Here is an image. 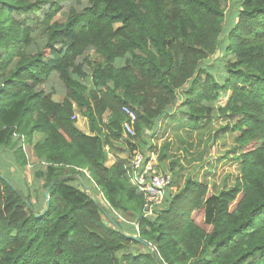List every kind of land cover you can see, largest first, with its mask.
I'll return each mask as SVG.
<instances>
[{
	"label": "trees",
	"instance_id": "16d2710c",
	"mask_svg": "<svg viewBox=\"0 0 264 264\" xmlns=\"http://www.w3.org/2000/svg\"><path fill=\"white\" fill-rule=\"evenodd\" d=\"M230 2L0 0V148L13 149L24 170L21 144L31 146L32 176L42 182L31 203L0 172V264H264V0L235 3L234 24L221 35ZM214 66L224 73L218 80L207 69ZM178 98L186 111H173ZM123 107L136 116L131 152L161 126L188 147L182 137L193 134L211 147L233 140L214 162L196 164L154 219L141 217L125 163L106 166L105 148L124 138ZM219 163L234 171L211 190ZM166 166L174 173L178 162ZM82 171L110 210L137 224L122 230L150 248L114 230Z\"/></svg>",
	"mask_w": 264,
	"mask_h": 264
},
{
	"label": "rangeland",
	"instance_id": "374dc122",
	"mask_svg": "<svg viewBox=\"0 0 264 264\" xmlns=\"http://www.w3.org/2000/svg\"><path fill=\"white\" fill-rule=\"evenodd\" d=\"M239 1L240 0H231V2L228 4V7L226 8V12H225V21L223 23L224 31L222 32L221 35H225L230 30V27L234 24L233 18H234L235 9H233V8L231 9V7L234 6L235 3L239 2ZM220 52L221 51L219 49V51L217 52L218 54H216V56L213 57L210 60V62L214 61L217 57H219ZM227 63L228 62L225 61L222 64L224 66V64H227ZM207 69H208V72L214 77L215 80H218L219 78H222L224 76V73H222L221 70L217 66L207 68ZM86 85L90 86V82L87 81ZM224 95L225 94H222V97L218 101V105L222 106L225 104L226 98ZM179 99L180 98H178V101H177L175 107H173L172 109H173V111L179 109L180 111L183 110V112H184V111H186V108H183L179 105V102H180ZM53 100L56 102H59L62 99L59 97H53ZM75 115L77 116V118L75 119L76 127L78 128L79 124H81L80 127L83 130H85L84 131L85 133H87L88 128L86 127V120L84 118H82L80 115H78L77 112L75 113ZM212 126H213V124H212ZM217 127H218V125L215 126V129H217ZM171 131H172V129L170 130L168 128L167 130H165L164 128H162V126L158 130V127H157L155 132H154V135H152V136L150 135L152 139L149 137V135H147V137H144V141L147 142V145L143 149H140V148L135 149L136 151L138 150V152L149 150L150 152H154L155 154H157V162H158L159 168L162 171L169 172L171 177H172V181H173L172 186L170 187V189L167 190V193L170 196L174 195L178 191V189H180L182 187L184 179L188 176V172L196 164L201 163L206 159H212V161L214 162L215 161L214 158L223 155L226 152L225 150L231 146L232 141H233L231 137H226L225 138V141H226L225 146H222L221 144H214L211 147V145L209 146V144H210L209 140H207V141L202 140L201 143H197V140L199 138L197 135L193 134L191 139H188L186 137H182V139L184 141L188 140L192 143L191 147H188V146H184L183 143L177 142V139L175 138L174 133H172ZM179 132H180L179 134L182 136L184 133V130L181 129ZM211 134H212V131L209 134L210 137H211ZM236 135L237 134H234V136H236ZM127 138H131V137L126 136L124 134V138L122 140H119L118 142L113 144V146H114L113 149H108L107 147H106L107 149L105 148V153H106V156L108 158V161L114 160V157H115L118 159H123L126 161L127 165L129 164V160L132 156L133 151L131 152V148H130L131 146L129 147L127 145V142H126L128 140ZM203 138H206V137H203ZM39 139H40L39 136L35 135L33 138V143L37 142ZM151 145H152V147H151ZM164 145H169V148H168L169 151L167 153L168 159H165V161H163V163L160 164L158 161V155L160 154L161 149ZM21 147H22V151L25 154V157L28 161V166L25 167L24 170L18 169L16 166H14V164L12 162V151H13V149L0 148V172H1L2 177L5 178V176L7 177V175H8L12 178V180H15L13 182L14 185L17 187L20 186V188L24 192V194L29 195L31 203H34V201H36V199H37V196H39V194H41V192H42V189H41L42 182L41 181H35L33 179V176H32L34 166L37 164L36 159H35L34 154H33L32 147L29 145H25V144H21ZM148 147H151V148L149 149ZM187 148H189V149H187ZM206 148L208 149V151L205 150ZM182 149H187V151H188L187 157L184 154ZM176 161L178 162V167L176 168V170L174 172L175 174H174V173L169 171V168L166 165L169 164V162H176ZM187 161H189V163H187ZM8 166H9V168L11 166L10 170H8ZM162 167H165V170H163ZM179 167H183V169L180 171L181 173L178 172ZM233 171H234V167L232 165H223L222 163H219L215 167V169L213 170L214 174L212 176L208 177V179H207V183H208L210 189L213 190L212 186L214 184L216 185V188H218V185L223 180V178L227 174L232 173ZM173 174L176 177H174ZM85 177H86V175H85ZM89 180H90V178L86 177V179L82 182L83 187H87L86 189H88V190L91 189L94 196L97 198L99 204L102 207H104V209L108 210L109 208H108L107 203L102 198L101 194L95 189V186H93V184L91 183V180L90 181ZM74 185L77 188L79 187V185H77V184H74ZM26 188L29 191L28 193H27ZM94 189L98 193L95 192ZM110 211H111L112 215H114V217L116 218V221L118 222L119 225L124 226L126 229H129V230L134 229V231L137 232L135 230V227L132 225L135 222L134 223H128V222H126V219H124L119 213L116 214L115 211H113V210H110ZM128 233L130 234L131 232H128ZM132 236H135V235H132ZM132 248L135 249V246ZM138 249L142 250L140 248H138Z\"/></svg>",
	"mask_w": 264,
	"mask_h": 264
},
{
	"label": "built area",
	"instance_id": "2783aa9c",
	"mask_svg": "<svg viewBox=\"0 0 264 264\" xmlns=\"http://www.w3.org/2000/svg\"><path fill=\"white\" fill-rule=\"evenodd\" d=\"M122 112L126 117L125 122L122 124L123 133L126 136L134 137L136 116L134 112L126 107L122 108ZM76 118L77 116L74 114L72 119L75 120ZM125 169L129 185L143 199L141 217L143 219H154L156 212L163 205L168 195L167 190L172 186L173 181L170 173L159 168L157 154L149 150L139 152L134 150ZM83 173L89 178L85 171ZM132 225L138 231L137 224Z\"/></svg>",
	"mask_w": 264,
	"mask_h": 264
},
{
	"label": "water",
	"instance_id": "95a60500",
	"mask_svg": "<svg viewBox=\"0 0 264 264\" xmlns=\"http://www.w3.org/2000/svg\"><path fill=\"white\" fill-rule=\"evenodd\" d=\"M8 185L15 190L14 186L6 179H4ZM53 184H51L49 187H47L45 190H44V199H45V206H44V210L42 211V213H40L39 215H36L37 218L39 217H42L45 215L46 211L48 210V206H49V196H48V193H49V190L51 188ZM96 204L99 206L100 208V211L101 213L103 214V216L105 217V219L108 221V223L114 228V230L119 233L121 236L127 238V239H131L133 241H136L137 243L143 245L144 247L146 248H150V245L142 240L139 239V237H136V236H132V235H128L126 234L122 228L118 225V223H116L113 218L108 215V213L99 205L98 202H96Z\"/></svg>",
	"mask_w": 264,
	"mask_h": 264
},
{
	"label": "crops",
	"instance_id": "0c3cea01",
	"mask_svg": "<svg viewBox=\"0 0 264 264\" xmlns=\"http://www.w3.org/2000/svg\"><path fill=\"white\" fill-rule=\"evenodd\" d=\"M80 126H81V124H79L78 128L84 132L85 130H83ZM86 127L88 128L87 122H86ZM84 133H85V132H84ZM87 133H88V131H87ZM111 157H112V156H111ZM107 161H108V158H107V160H106V166H108V167L112 166V165L115 164L116 162H121V163L124 162L125 165H127V163H126L125 160H123V159H118V158H115V157H114V160H112V161H108V162H107ZM95 198H96V197H95ZM116 214H118V213L116 212Z\"/></svg>",
	"mask_w": 264,
	"mask_h": 264
},
{
	"label": "bare ground",
	"instance_id": "6f19581e",
	"mask_svg": "<svg viewBox=\"0 0 264 264\" xmlns=\"http://www.w3.org/2000/svg\"><path fill=\"white\" fill-rule=\"evenodd\" d=\"M151 147H152V145H151Z\"/></svg>",
	"mask_w": 264,
	"mask_h": 264
}]
</instances>
